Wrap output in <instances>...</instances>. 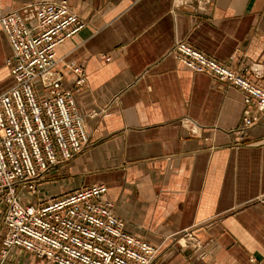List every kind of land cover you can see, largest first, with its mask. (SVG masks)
Returning a JSON list of instances; mask_svg holds the SVG:
<instances>
[{"label": "crops", "instance_id": "0c3cea01", "mask_svg": "<svg viewBox=\"0 0 264 264\" xmlns=\"http://www.w3.org/2000/svg\"><path fill=\"white\" fill-rule=\"evenodd\" d=\"M56 1L0 0V16L17 11L31 25L32 5ZM67 1L85 26L58 45L57 68L66 86L67 66L85 70L73 98L90 145L48 172L32 203L102 184L126 231L158 248L152 264H264V111L171 52L183 41L257 69L264 87V0ZM10 55L0 28V94L13 84ZM3 210L0 202V250ZM25 256L34 259L12 250L0 264H33Z\"/></svg>", "mask_w": 264, "mask_h": 264}, {"label": "built area", "instance_id": "2783aa9c", "mask_svg": "<svg viewBox=\"0 0 264 264\" xmlns=\"http://www.w3.org/2000/svg\"><path fill=\"white\" fill-rule=\"evenodd\" d=\"M211 0H173L174 6ZM28 25L17 11L0 16L11 55L5 65L13 84L0 94V202L5 229L0 255L12 250L44 264H152L158 248L129 233L106 199L102 184L82 187L59 198L32 203L38 184L90 145L84 115L77 109L73 89L86 84L80 65H69L71 86L57 68L56 48L74 36L85 22L67 0L31 6ZM186 70L206 74L236 87L243 103L264 111L261 75L249 67L232 68L189 44L177 42L171 50ZM106 61L109 58L105 59ZM257 121L244 117L238 132Z\"/></svg>", "mask_w": 264, "mask_h": 264}, {"label": "rangeland", "instance_id": "374dc122", "mask_svg": "<svg viewBox=\"0 0 264 264\" xmlns=\"http://www.w3.org/2000/svg\"><path fill=\"white\" fill-rule=\"evenodd\" d=\"M25 259H26V261L33 260V264H40L41 263V261L37 260L36 258L32 259V258L25 256Z\"/></svg>", "mask_w": 264, "mask_h": 264}, {"label": "bare ground", "instance_id": "6f19581e", "mask_svg": "<svg viewBox=\"0 0 264 264\" xmlns=\"http://www.w3.org/2000/svg\"><path fill=\"white\" fill-rule=\"evenodd\" d=\"M182 241H183V239H182ZM183 243H184V241H183ZM186 243V242H185Z\"/></svg>", "mask_w": 264, "mask_h": 264}]
</instances>
